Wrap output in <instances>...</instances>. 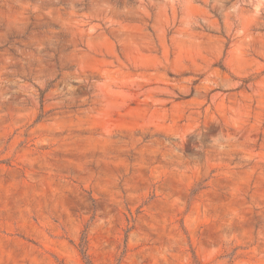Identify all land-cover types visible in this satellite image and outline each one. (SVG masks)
I'll return each mask as SVG.
<instances>
[{
    "label": "rangeland",
    "instance_id": "rangeland-1",
    "mask_svg": "<svg viewBox=\"0 0 264 264\" xmlns=\"http://www.w3.org/2000/svg\"><path fill=\"white\" fill-rule=\"evenodd\" d=\"M0 264H264V0H0Z\"/></svg>",
    "mask_w": 264,
    "mask_h": 264
}]
</instances>
